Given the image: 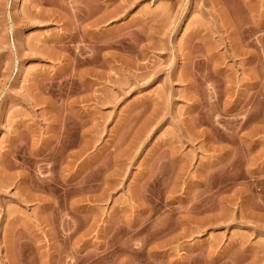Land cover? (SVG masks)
Returning a JSON list of instances; mask_svg holds the SVG:
<instances>
[{
    "label": "rangeland",
    "instance_id": "374dc122",
    "mask_svg": "<svg viewBox=\"0 0 264 264\" xmlns=\"http://www.w3.org/2000/svg\"><path fill=\"white\" fill-rule=\"evenodd\" d=\"M0 264H264V0H0Z\"/></svg>",
    "mask_w": 264,
    "mask_h": 264
}]
</instances>
